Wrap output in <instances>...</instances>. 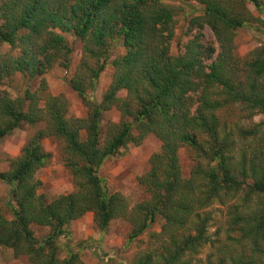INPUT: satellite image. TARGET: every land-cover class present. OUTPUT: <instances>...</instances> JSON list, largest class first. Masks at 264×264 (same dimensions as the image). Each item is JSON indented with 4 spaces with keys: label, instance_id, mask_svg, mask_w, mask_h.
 <instances>
[{
    "label": "trees",
    "instance_id": "1",
    "mask_svg": "<svg viewBox=\"0 0 264 264\" xmlns=\"http://www.w3.org/2000/svg\"><path fill=\"white\" fill-rule=\"evenodd\" d=\"M73 1L1 0L0 45L19 52L15 57L0 53L1 89L15 74L35 80L57 67L69 69L71 50L65 34L81 38L86 59L98 63L89 68L92 82L107 67L101 59L110 43L122 39L126 53L113 62L114 80L101 103L86 96L84 76L71 77V86L88 108L85 118L69 117L67 104L58 97L42 109L30 91L13 100L0 89L1 139L25 126H44L23 147L21 156L11 161V170L0 172V180L12 190L9 207L13 215L8 219L0 209V249H12L16 259L27 255L32 264H80L77 251L69 250L68 257L60 259L57 239L65 236L73 221L88 213L94 214L95 224L103 232L124 215L122 201L108 195L98 171L121 148L154 135L162 143L161 152L148 178L140 181L151 197L138 214L130 216L134 223L136 218L140 222L131 239L142 234L159 214L166 220L160 251L120 260L127 264H199L193 258L211 241V216L204 210L221 193L244 191L260 199L261 208L248 214L234 213L231 224L242 233L240 244L250 243L254 253L264 255V170L257 166V157L248 166L247 150L241 153V169L234 170V149L229 139L222 137L217 114L241 105L250 115H264V47L245 62V69L239 68L240 59L234 52L236 32L253 18L244 4L249 1L264 13L261 1L197 0L204 6V14L191 21V29L209 25L221 49L210 64L205 61L216 54V48L198 37L190 40L185 54H170L176 9L164 0ZM122 91L128 93L129 101L122 102L118 96ZM114 108L121 112L122 120L111 125V135L102 145L103 115ZM240 134L246 138L260 134L264 139V121L253 129L243 128ZM48 138L62 143L68 156L65 166L75 184V191L53 201L38 194L43 183L36 178L51 158L43 145ZM184 147L197 156L192 180L187 182L182 180L179 160ZM250 175L253 184L246 183ZM197 180L202 183L195 184ZM33 225L51 230L45 242L37 240ZM217 264L260 263L251 255Z\"/></svg>",
    "mask_w": 264,
    "mask_h": 264
},
{
    "label": "rangeland",
    "instance_id": "2",
    "mask_svg": "<svg viewBox=\"0 0 264 264\" xmlns=\"http://www.w3.org/2000/svg\"><path fill=\"white\" fill-rule=\"evenodd\" d=\"M69 1L70 4L74 3L73 0ZM260 1L264 8V0ZM237 2H241V0H237ZM164 3L176 9V29L169 46L170 54L173 56L185 54L186 46L190 40L198 37L203 39L202 43L205 45L216 48V54L205 61L206 64L212 63L221 51L213 30L209 25L202 28L195 26L191 29V21L204 14V6L200 5L197 0H189L187 3L180 0H164ZM243 7L248 9V14L253 18L248 26L239 29L235 35L234 52L240 59V69H245V62L251 61L254 58V52L264 47V13L259 12L249 1ZM240 10L242 9L240 8ZM65 37L67 48L71 50L69 69L57 67L35 80L27 79L21 74H15L11 80L5 81L2 89L7 91L13 100L24 98L25 92L30 91L36 96V105L42 109L46 107L51 98L58 97L60 102L65 103V106L67 104L69 117L85 118L88 114V108L79 97L78 92L71 86V77L79 74L82 75V78L85 77L82 84L86 96L101 103L114 80L115 67L113 62L124 56L126 49L122 39L110 43L111 47L106 56L101 59V64L106 61L107 67L100 78L92 82L89 78V68H93L98 63L96 60L89 62L86 59L84 41L81 38L72 34H65ZM38 43H42V40L38 39ZM0 53L7 54L9 57L19 55V52L12 50L7 45H0ZM1 94L4 95V93ZM118 96L122 102L130 100L126 91L120 92ZM217 114L220 119L222 137H227L234 149L232 152L234 170L241 169V153L246 150L248 166L251 160L257 157L255 159L257 166L264 170V142L262 141L264 139L260 134L247 138L240 134L243 128L253 129L255 125L263 122L264 115H250V112L241 105L225 108ZM121 120L122 114L115 108L104 113L102 145L106 144L111 135V125L119 124ZM129 121L132 122L133 118H129ZM43 127V125L25 126L2 139L0 138V172L11 170V161L21 156L23 147ZM137 136L138 133L134 132L133 138ZM82 139H86L85 132H82ZM43 145L45 150L51 154V158L47 165L39 169L36 174V178L43 183L38 194H44L49 201H53L75 191V184L72 173L65 166L68 156L65 154L62 143L53 138H48L43 141ZM161 147V141L154 135H148L140 143L135 140L132 141L126 147L121 148L115 156L104 162L98 171V176L101 178L108 195H115L122 201L125 216L114 219L104 232L96 226L93 213H88L73 221L67 227L65 236L57 239L60 259L63 260L68 257L69 250H73L77 251L80 256V264H127V261L123 262L120 259L125 258L131 261L137 255L154 254L160 251L161 233L163 227L166 226V220L158 214L156 220L149 224V227L142 234L131 239L135 230L134 226H139L140 222L136 218L134 223L135 220L130 219V216L135 213L138 214L140 206L150 200L151 195L140 181L142 178H148L147 176L153 168V161L160 154ZM179 160L183 182L191 181L194 167L197 165L195 152L184 147L179 152ZM253 179L254 177L250 175L245 182L253 184ZM197 183L201 184L202 182L197 180L195 184ZM11 191L10 186L0 180V209L4 211L8 219H13L9 207L12 202ZM233 194L231 192L228 194L221 193V196L204 210L211 216L208 229L211 241L193 258L194 262L217 264L219 260L231 262L233 258H238V256L252 255L258 263L264 264V255L254 253L250 243L246 245L242 242L240 244L242 233L238 226L232 227L231 224L236 212H245L246 214L257 212L261 208V200L254 195L247 196L246 191ZM31 229L41 243L45 242L51 233V230L45 226L33 225ZM101 253L111 254L110 258L114 261L112 263L107 262V259L104 261ZM0 264H32V262L27 255L16 259L12 249L1 247Z\"/></svg>",
    "mask_w": 264,
    "mask_h": 264
},
{
    "label": "clouds",
    "instance_id": "3",
    "mask_svg": "<svg viewBox=\"0 0 264 264\" xmlns=\"http://www.w3.org/2000/svg\"><path fill=\"white\" fill-rule=\"evenodd\" d=\"M101 256H102V258L104 259V260H106L107 259V262H109V260L111 259L110 257H111V254H109V253H105V254H100ZM124 262V261H123Z\"/></svg>",
    "mask_w": 264,
    "mask_h": 264
}]
</instances>
